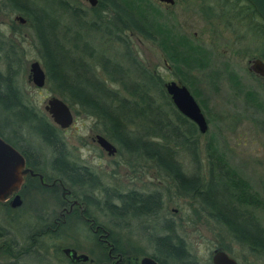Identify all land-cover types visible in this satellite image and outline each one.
<instances>
[{
  "label": "trees",
  "instance_id": "16d2710c",
  "mask_svg": "<svg viewBox=\"0 0 264 264\" xmlns=\"http://www.w3.org/2000/svg\"><path fill=\"white\" fill-rule=\"evenodd\" d=\"M1 1L10 12L22 17V26L30 30L45 73L44 85L52 94L70 107H77L85 116L93 117L98 134L115 146V153L123 152L131 164L148 163L157 176L169 182L174 193L187 198L194 206V213L223 235V240L220 237L213 249H221L235 259L236 255L230 254L234 245L240 254L236 257L239 264L248 263V258L264 263V227L243 207L256 204L264 209V198L248 190L245 182L225 167L211 142L205 146L207 165L203 169L198 158L196 136L199 132L195 124L176 112L158 77L138 61L124 39L122 33L132 31L154 41L159 27L155 22L140 18L116 0H97L93 7L85 10L68 0ZM248 7L264 30V22L251 5ZM107 11L111 12V19L102 22V14ZM164 38L172 43L168 46L173 50V60L192 61L193 48L183 38L166 35ZM164 38L161 41L165 46ZM95 39L98 55L92 47ZM107 46H111L110 54L104 53ZM18 52L7 37L0 42V58L4 62L0 66V136L24 156L32 171L44 175V179L56 180L61 191L64 187L73 198L86 205L82 215L91 216L88 208L95 204L109 217L108 223L113 227L125 225L129 217L148 221L136 229L152 247L146 256L159 264H205L190 256L185 242L174 233L171 220L161 219L160 191H107L99 186L94 173L67 158L60 128L28 104L16 84L20 68ZM21 131L28 136H21ZM29 135L33 136L31 140ZM36 143L44 146L49 154L38 157ZM27 150H35L34 159ZM179 150L188 155L193 166L191 172H185L178 162ZM44 166L49 173L44 171ZM25 178L26 183L35 179ZM36 188V193L48 192L52 196L56 191L54 187L37 185ZM88 193L99 194L103 199L95 200ZM17 208L7 204L2 211L7 216ZM32 208L37 222L22 227L21 232H16L9 224L0 225V264H48L45 242L59 238L69 227L83 231L92 241L90 252L100 256L94 263L108 264L111 260L108 252L115 257H125L139 251L132 238L121 239L118 231L102 224L105 230L101 234L108 244L96 240L92 230L78 220L80 217L75 210L62 216L56 213L53 222L47 220L38 206ZM7 220L14 218L9 215ZM56 247L54 253H57ZM59 253L68 264L86 262L70 261L61 248Z\"/></svg>",
  "mask_w": 264,
  "mask_h": 264
},
{
  "label": "rangeland",
  "instance_id": "374dc122",
  "mask_svg": "<svg viewBox=\"0 0 264 264\" xmlns=\"http://www.w3.org/2000/svg\"><path fill=\"white\" fill-rule=\"evenodd\" d=\"M68 1L84 10L89 8L86 0ZM116 1L130 8L140 18L151 19L159 26L154 41L132 31H125L122 34L138 61L158 77L159 83L174 80L184 84L199 106L207 122L205 133H197L196 136L198 158L204 165L203 169L207 165L205 146L207 142H211L225 167L232 169L245 182L248 190L257 194L259 198H264V78L249 70L250 60L260 58L264 62V30L258 18L252 17L251 20L243 15L241 10L235 8L233 0L225 2L224 0H173L170 5L157 0ZM110 15V11L103 13L101 21L110 20ZM15 16L18 15L10 12L0 0V42L7 37L15 44L19 51L20 66L16 84L28 104L34 106L51 121L43 106L50 96L56 95L48 90L47 85L40 88L32 85L28 77V65L33 60L39 63L40 61L33 46L30 30L22 26ZM93 35L96 38V34ZM164 35L171 38L181 37L187 45H191L192 61L185 63L181 59L180 62L173 60L171 55L173 50L168 46L172 43L169 38L168 40L164 38ZM162 37L167 40L165 46L161 41ZM94 41L95 45L92 44V47L98 55L100 53L98 42L96 39ZM110 47H106L105 54L111 53L108 49ZM3 65L4 62L0 58V66ZM69 108L73 116L72 122L67 128L60 129L67 158L77 165L90 168L98 177L99 186L102 188L108 187L119 192L160 191L161 219L171 220L174 233L185 242L193 259L207 262L212 249L218 245L220 237L223 236L218 228L205 221L200 215L197 216L192 210L194 206H191V202L174 193L169 182L157 176L148 163L138 161L131 164L124 153L118 150V153L108 155L95 142L94 136L99 132L94 118L80 113L77 107L69 106ZM168 118L171 120V115ZM21 133L23 137L28 136L27 132L21 131ZM32 138L33 136L29 135V139ZM35 145L39 147L36 154H49L41 144ZM27 151L31 152V150ZM32 153L35 152L28 154L34 159ZM176 158L185 172H191L193 166L186 153L179 150ZM44 171L50 172L46 166ZM25 177L18 191L15 192L21 201L18 208L9 211L7 216L2 211L7 204L9 205L13 195L4 198L0 203V225L9 224L16 232H21L24 230L22 227L37 222L32 207L38 206L49 221L59 208L60 186H57L53 196L48 192L39 194L35 191L36 186L39 185L38 180L30 179V182L26 183ZM77 193L80 194L81 191ZM65 195L69 196L71 201H76L68 192ZM92 196L98 201L103 199L99 194L93 193ZM243 207L264 227V209L261 205ZM88 209L98 224L106 228H114L121 239L129 236L139 250L125 257H115L108 264H136L142 256L151 252L152 247L149 242L136 230L146 222L141 220L142 217L138 220L129 217L125 220V225L113 227L108 223L109 217L104 216L95 204L90 205ZM9 215H12L14 220L8 221ZM128 229L130 231H127ZM45 245L49 253L48 264H68L59 253V248L67 246L77 253L88 256L83 264H99L94 263V259L100 256L90 252L92 241L79 229L69 227L66 232L60 234L59 238L49 239ZM54 246H57V253H54ZM230 254L233 257L236 255L235 260L239 263L236 259L240 255L237 247L233 245ZM246 264L264 263L248 258Z\"/></svg>",
  "mask_w": 264,
  "mask_h": 264
},
{
  "label": "water",
  "instance_id": "95a60500",
  "mask_svg": "<svg viewBox=\"0 0 264 264\" xmlns=\"http://www.w3.org/2000/svg\"><path fill=\"white\" fill-rule=\"evenodd\" d=\"M90 7H93L97 0H86ZM166 4H172L173 0H157ZM247 1L257 13L259 18L264 22V0H245ZM19 23H24L20 16H15ZM249 70L255 75L264 78V62L260 58H254L249 61ZM28 77L35 87H43L45 84V73L41 64L37 60H33L28 65ZM163 88L169 95L171 103L175 109L183 116L191 120L199 133H205L207 129V122L197 105L194 98L191 96L185 85L180 84L174 80H169L163 83ZM44 111L48 114L51 121L60 129L67 128L72 122V112L69 106L59 97L50 96L43 106ZM95 142L108 155L115 152V146L100 134H95ZM26 173L34 176L37 175L41 180V175L33 173L29 168L25 167L23 156L8 142L0 136V201L13 194L9 206L12 208L18 207L21 203L17 193L23 177ZM62 191L67 193L66 189L62 187ZM75 203L76 201L73 200ZM61 252L67 256L70 261H86L88 256L84 253H77L74 249L69 247L61 248ZM212 264H239L237 261L229 256L221 249H213L211 252ZM136 264H159L149 256H142Z\"/></svg>",
  "mask_w": 264,
  "mask_h": 264
},
{
  "label": "flooded vegetation",
  "instance_id": "af4514ba",
  "mask_svg": "<svg viewBox=\"0 0 264 264\" xmlns=\"http://www.w3.org/2000/svg\"><path fill=\"white\" fill-rule=\"evenodd\" d=\"M226 0H224L223 2H225ZM159 2V1H158ZM160 3H163V2H160ZM248 2L247 1H245V0H233V4L234 5H236V7L235 8H237L238 10H241L242 11V13H243V15H246V16H248L251 20H253V18H254V15H253V13H252V10L248 7V4H247ZM164 4V3H163ZM165 5H167L166 3H165ZM168 5H170V4H168ZM250 5V4H249ZM225 6V3H224V5H223V7ZM210 10V9H209ZM240 11V12H241ZM239 15H241V14H239ZM253 17V18H252ZM23 24V23H22ZM168 81V80H167ZM165 81H163V82H161L160 83V86H161V88L165 91V89L163 88V83H164ZM176 82H178V81H176ZM181 84V83H180ZM184 85V84H183ZM165 93H166V91H165ZM166 95H168L167 93H166ZM168 97H169V95H168ZM170 98V97H169ZM173 105V104H172ZM175 108V107H174ZM176 110V109H175ZM176 112L180 115V116H182V117H184V118H186V119H188L187 117H185V116H183L181 113H179L177 110H176ZM189 120V119H188ZM191 121V120H190ZM192 122V121H191ZM193 123V122H192ZM32 151H34V150H32ZM115 153V152H114ZM114 153L112 154V155H114ZM34 156H35V153H32ZM22 155V154H21ZM23 156V155H22ZM38 157H40V155H38ZM23 158H24V156H23ZM24 162H25V167H27V168H29L31 171H32V168L26 163V161H25V158H24ZM77 166H80V167H84V168H87L89 171H91L92 173H94L90 168H88L87 166H84V165H77ZM33 173H37V172H34V171H32ZM37 174H39V173H37ZM94 175L96 176V174L94 173ZM25 176H31V175H29V173H26L25 174ZM31 177H33V178H36L37 180H38V182H39V185L41 186V185H43L42 187H48V188H50V187H54L55 189H57V186H60L59 185V183H57L56 182V180H49V179H47L46 177H45V179H44V175L42 176L41 175V180L38 178V176L37 175H34V176H31ZM96 178L98 179V177L96 176ZM49 180V181H48ZM60 188H61V186H60ZM107 191L110 189V188H108V187H104ZM128 191H130V190H128ZM133 191H136V190H133ZM60 196H59V201H58V209H57V214H59V215H61L62 216V214H65V213H70L72 210H75V212L77 211V213H78V215H79V219L78 220H80L81 221V223H84V224H86V226H87V228H89V229H91L92 230V232L94 233V236H95V239L96 240H98V241H100V242H102V243H106V244H108L107 242H106V240L105 239H103V235L101 234V232H104V228L100 225V224H98L97 223V221L95 220V218L91 215V216H88L87 217V215H82L83 213V211L84 210H86L87 209V207H86V205H83L81 202H78V204H77V199H76V202L74 203L73 201H71L70 200V197L68 196H66L65 195V192H63V191H61V189H60ZM126 192V191H125ZM54 193V192H53ZM14 194V193H13ZM13 194H11V195H13ZM10 196V195H9ZM9 196H7V197H9ZM89 197H92L91 196V194H90V196ZM94 197V196H93ZM71 201V202H70ZM71 204H73V206L71 205ZM55 219V218H54ZM54 219H52V221L54 222ZM213 250V249H212ZM108 254V257L109 258H111V259H113V258H115V256H112V255H109V252L107 253ZM117 263V262H116ZM238 263V262H237ZM205 264H212L211 263V255H210V258H209V260L207 261V262H205Z\"/></svg>",
  "mask_w": 264,
  "mask_h": 264
}]
</instances>
